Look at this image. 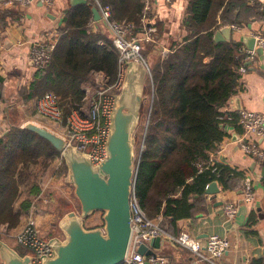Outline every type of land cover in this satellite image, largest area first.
Listing matches in <instances>:
<instances>
[{
	"label": "trees",
	"instance_id": "trees-1",
	"mask_svg": "<svg viewBox=\"0 0 264 264\" xmlns=\"http://www.w3.org/2000/svg\"><path fill=\"white\" fill-rule=\"evenodd\" d=\"M240 1L188 0L183 20L188 36L172 45L166 56L151 57L148 62L151 96L135 162L133 191L148 218L161 216L166 232L177 221L195 215L193 202L206 195L209 185L217 183L231 190L244 178L224 164L201 171L197 168L217 150L226 136L225 126L237 125L238 114L220 110L237 92L238 70L245 65V55L234 44L215 41L213 32L219 28L217 15L227 20V13L237 10ZM97 5L109 7L119 22L139 24L141 0H96L70 14L50 63L36 69L29 91H21L24 102L50 93L68 117L83 107L81 86L90 75L101 74L107 85L116 81L118 53L111 39L98 46L100 37L89 30L92 8L98 9ZM152 51L148 47L145 55ZM57 154L46 141L22 127L12 126L0 138V224L17 226L20 216L29 210L30 198L40 193L36 184L30 189L31 166ZM23 189L25 199L16 210Z\"/></svg>",
	"mask_w": 264,
	"mask_h": 264
},
{
	"label": "crops",
	"instance_id": "crops-1",
	"mask_svg": "<svg viewBox=\"0 0 264 264\" xmlns=\"http://www.w3.org/2000/svg\"><path fill=\"white\" fill-rule=\"evenodd\" d=\"M86 1L85 4L71 5L70 0H51V4L45 6L38 0H28L27 3L0 0V138L7 134L10 127H16L6 122L9 114L29 103L23 101L17 105L11 100L20 95L22 90L29 91L30 85L35 82L37 71L29 60L31 48L37 43L60 38L64 34L62 31L67 25L68 16L94 0ZM187 1L173 0L166 3L165 0H155L153 12L149 13L147 22V26L156 31L153 44L148 45L154 52L145 56L147 64L145 62L144 65L148 73V62L152 61L151 56L154 57L152 53L164 57L170 53L172 45L182 43L188 36L183 24ZM220 19L223 20L218 14L216 26L219 28L213 32L214 40L218 37L216 34L220 33L221 40L218 42L234 44L235 49L245 55V65L238 70L241 77L237 92L220 111L238 114L244 110L264 115V48L256 47V37L264 39V0L240 1L237 10L227 13V20L224 19L222 23ZM225 28L229 29L227 36L220 32ZM89 30L96 37H100L98 46H103L102 40H110L107 26L101 18L95 21L92 15ZM251 37L255 39L252 49L255 54L250 61L247 59V44ZM98 75L103 78L101 74ZM82 108H86L85 104ZM88 108L87 103L85 111ZM224 131L226 136L205 162L211 161L212 165L224 164L242 173L243 180L237 182L236 187L231 190H224L216 183L218 193L204 195L199 201H194L195 215L177 221L167 233L176 236L180 232H187L199 240H205L211 235L226 239L228 249L217 264H264V160L257 161L242 153L238 140L242 137L247 139L248 136L244 135L243 129L238 125L229 124ZM257 144L264 150V140ZM245 178L251 182L254 191V200L250 203L242 201ZM25 191L26 189L23 190L22 198L15 203L16 210L22 208L20 204L25 199ZM228 203L236 207L234 218H228L224 214L223 208ZM28 211L20 216L14 233L22 229ZM158 216L160 215L151 220ZM148 249L157 257L166 259L168 264H206L195 262L188 251L169 241H161L158 248L148 245Z\"/></svg>",
	"mask_w": 264,
	"mask_h": 264
},
{
	"label": "water",
	"instance_id": "water-1",
	"mask_svg": "<svg viewBox=\"0 0 264 264\" xmlns=\"http://www.w3.org/2000/svg\"><path fill=\"white\" fill-rule=\"evenodd\" d=\"M71 5L85 4L86 0H70ZM95 21L100 19L92 8ZM224 36L229 29H221ZM215 41H220L217 33ZM255 39L248 40L247 50L254 49ZM148 69L144 63H125L119 92L113 97L109 113L104 158L93 164L89 155L51 131L33 123L22 129L46 141L64 161L67 178L73 186L79 203L78 214L70 212L58 224L62 238L47 241L50 257L41 258L40 264H124L131 236L130 197L135 177V132L141 118V103ZM240 111V110H239ZM264 176V173H263ZM219 189L216 183L206 188V195H214ZM95 212L102 214L101 228L87 229L84 220ZM160 239H153L149 246L158 248ZM138 254L144 257L156 255L146 245ZM1 264H33L29 255H19L0 240ZM145 264H149L146 262Z\"/></svg>",
	"mask_w": 264,
	"mask_h": 264
},
{
	"label": "built area",
	"instance_id": "built-area-1",
	"mask_svg": "<svg viewBox=\"0 0 264 264\" xmlns=\"http://www.w3.org/2000/svg\"><path fill=\"white\" fill-rule=\"evenodd\" d=\"M42 5L48 6L51 0H39ZM173 0H165L171 3ZM18 3H27L28 0H14ZM96 3V0H94ZM143 5V14L141 23L145 15L151 13L155 0H141ZM98 7V5H97ZM101 20L107 26L110 34L111 44L118 53V71L120 75L116 81L102 90L95 93L92 104L84 112L83 108L72 112L67 117L69 129L66 131L65 140L67 143L76 147L80 152L88 154L93 164H98L105 156L104 143L107 137L109 113L113 104V97L121 87L125 63L128 61L145 62L141 59L140 53L143 44L154 40L151 32L153 28L147 30L143 28L141 32L135 33L130 24L118 23L113 19L109 7H98ZM49 39L48 41H50ZM55 44L37 43L33 45L29 53V60L35 69H42L47 66L51 60V52ZM256 47L264 48V39L256 37ZM255 51L247 52V59H253ZM242 70V69H241ZM35 111L42 117L53 122L61 123L63 112L59 108L55 97L52 94H44L34 102ZM83 109V110H82ZM237 125L243 129L244 135L248 138H240L238 146L242 153L254 160L263 161L264 151L257 144L264 140V115L241 110L238 113ZM198 168L202 170L213 166L211 161L198 163ZM254 200V191L251 182L244 179L242 186V201L250 203ZM224 214L228 218H234L236 207L232 204H226L223 208ZM130 225L131 236L128 251L124 264H168V261L162 257L153 258L144 257L138 254L137 250L141 245H148L153 239L169 241L171 244L181 247L188 251L195 259V262L206 264H217L218 260L228 249V241L222 237L211 235L205 240H199L192 237L187 232H180L176 236H171L161 226V216L155 220L148 218L137 202L134 191L130 197ZM17 243L30 251L29 256L33 264H40L41 258L50 257L51 249L47 241H42L38 237L37 231L30 222L26 225L16 237Z\"/></svg>",
	"mask_w": 264,
	"mask_h": 264
},
{
	"label": "rangeland",
	"instance_id": "rangeland-1",
	"mask_svg": "<svg viewBox=\"0 0 264 264\" xmlns=\"http://www.w3.org/2000/svg\"><path fill=\"white\" fill-rule=\"evenodd\" d=\"M30 1V0H29ZM38 2H40L38 0ZM10 3H13L12 1ZM41 3V2H40ZM151 13L153 12L150 11ZM142 14H143V5H142ZM149 13L145 15L143 19V23H141V18L139 24H135L133 22H126V21H117L113 17V19L118 23L130 24L133 26V30L135 33L141 32L143 28L150 30L147 26V22L149 17ZM151 28V27H150ZM156 31H152V36H155ZM59 39L54 41L51 39L50 41H44L40 43L44 44H55V47L58 45ZM153 41L149 43L143 44L142 50L140 53L141 59L146 62L145 60V52L148 49V45L151 46ZM153 46V45H152ZM53 49V51H54ZM52 51V52H53ZM51 52V57H52ZM154 52V51H152ZM166 54V52H163ZM169 53V52H167ZM155 56V53H152ZM152 57V56H151ZM51 61V60H50ZM50 63V62H49ZM141 63V62H140ZM147 64V62H146ZM34 67V66H33ZM149 68V67H148ZM120 75L118 71L117 77ZM149 73L145 79L144 83V93H143V100L141 103V111L143 109V114L139 120V124L136 128L135 137L136 142L134 145V154L135 158H137V154L139 149L141 148L143 133L145 131V127L147 124V111L149 108L150 103V96H151V86L149 82ZM108 85L105 82V79L100 77L98 74H92L89 76L87 82L82 84L81 88L86 89L85 91V107L87 108V103L90 105L92 104L95 93L99 90L104 89ZM47 94V93H45ZM50 94V93H49ZM56 99V96L53 95ZM41 97V96H40ZM39 97L34 98L33 100L29 101L27 104H23L24 108L20 110H15L9 114L7 119V123L10 125H14L16 127H22L26 123H33L38 126H41L47 130H51L52 133L58 135L62 139L66 136V131L69 129L67 117L63 114V119L61 123L53 122L47 118L40 116L34 109V103L36 99ZM12 103L19 104L23 102V98L20 95L17 97L12 98ZM57 101V99H56ZM26 103V102H25ZM26 105V106H25ZM85 108V109H86ZM85 109L83 110L85 112ZM79 110V109H78ZM77 110V111H78ZM72 115V114H70ZM69 115V116H70ZM65 140V139H64ZM66 141V140H65ZM263 150V149H262ZM264 151V150H263ZM136 162V160H135ZM208 163V162H207ZM198 165V164H197ZM198 168V166H197ZM199 167L198 170H200ZM32 173V177L30 179V189H32V185L36 184L40 189L39 196H32L31 197V206L29 207L28 215L26 222H24L22 229L28 225V223L32 222L34 229L38 233V237L42 241H48L51 238H62V233L58 227L59 222L62 218L65 217L66 214L70 212H74L78 214L80 212V206L78 201L74 196V189L71 183H69L67 178V168L63 160H61L60 155H56L51 160H44L41 159L39 165L31 166L30 169ZM24 190V189H23ZM22 190V191H23ZM25 196V195H24ZM23 201V199H22ZM23 203L21 202L20 205ZM44 207V208H43ZM46 210V212H45ZM48 213V214H47ZM49 216V217H48ZM25 217V216H24ZM102 222V214L100 212H95L91 216H89L86 220H84V226L87 229H94V228H101ZM8 225V224H7ZM6 224H0V240L7 244L10 248L14 249L19 255H29L30 251L19 245L17 243L16 237L20 231L14 233V228L8 227ZM1 264V262H0Z\"/></svg>",
	"mask_w": 264,
	"mask_h": 264
}]
</instances>
